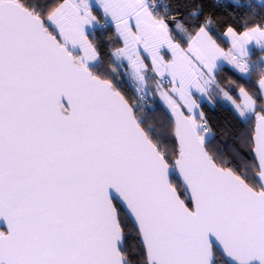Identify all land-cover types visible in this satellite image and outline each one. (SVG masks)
I'll use <instances>...</instances> for the list:
<instances>
[{"label": "snow or ice", "instance_id": "1", "mask_svg": "<svg viewBox=\"0 0 264 264\" xmlns=\"http://www.w3.org/2000/svg\"><path fill=\"white\" fill-rule=\"evenodd\" d=\"M0 264H264V0H0Z\"/></svg>", "mask_w": 264, "mask_h": 264}, {"label": "trees", "instance_id": "2", "mask_svg": "<svg viewBox=\"0 0 264 264\" xmlns=\"http://www.w3.org/2000/svg\"><path fill=\"white\" fill-rule=\"evenodd\" d=\"M241 4L245 3L246 0H240ZM247 2H251L250 0H247ZM252 3V2H251ZM210 7V6H209ZM209 7L205 8V11L209 10ZM218 11V10H217ZM247 9L240 8L237 9V12H246ZM221 46L224 48H228L229 44L225 43L224 41H220ZM259 55V53H257ZM255 59V57H253ZM258 73H253V81L257 78ZM223 84H227L229 80L235 81L234 90L231 92V95L235 99L238 98V89L241 85L245 86L246 89H248L250 92L253 90L254 85L252 82H248L245 79H240L235 73H233L230 70L225 69L224 71L219 73V77ZM203 111L206 113L208 121L210 125L213 127L214 130L217 131V138L219 139V129L225 124V122L230 119L229 111H227L224 107H221L219 104L216 105L215 109H212L207 104L204 105ZM146 115L149 117V122H152V119L154 118L155 114L153 113H146Z\"/></svg>", "mask_w": 264, "mask_h": 264}, {"label": "water", "instance_id": "3", "mask_svg": "<svg viewBox=\"0 0 264 264\" xmlns=\"http://www.w3.org/2000/svg\"><path fill=\"white\" fill-rule=\"evenodd\" d=\"M254 5L256 4V0H250Z\"/></svg>", "mask_w": 264, "mask_h": 264}, {"label": "rangeland", "instance_id": "4", "mask_svg": "<svg viewBox=\"0 0 264 264\" xmlns=\"http://www.w3.org/2000/svg\"><path fill=\"white\" fill-rule=\"evenodd\" d=\"M239 90V89H238ZM239 98V97H238ZM235 99V98H234ZM239 102V99L237 100Z\"/></svg>", "mask_w": 264, "mask_h": 264}, {"label": "crops", "instance_id": "5", "mask_svg": "<svg viewBox=\"0 0 264 264\" xmlns=\"http://www.w3.org/2000/svg\"><path fill=\"white\" fill-rule=\"evenodd\" d=\"M230 46V45H229ZM225 50H227V48H225Z\"/></svg>", "mask_w": 264, "mask_h": 264}]
</instances>
